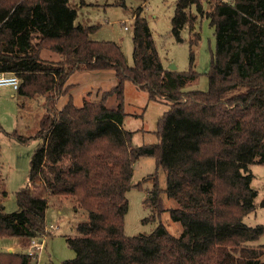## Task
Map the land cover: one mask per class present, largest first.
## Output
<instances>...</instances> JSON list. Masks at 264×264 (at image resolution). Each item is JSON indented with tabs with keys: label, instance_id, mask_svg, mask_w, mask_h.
Here are the masks:
<instances>
[{
	"label": "trees",
	"instance_id": "16d2710c",
	"mask_svg": "<svg viewBox=\"0 0 264 264\" xmlns=\"http://www.w3.org/2000/svg\"><path fill=\"white\" fill-rule=\"evenodd\" d=\"M69 2L0 0V73L16 75L18 98L42 99L45 110L27 184L16 192L18 209L7 213L0 200V238L53 236L46 224L49 199L32 192L40 182L49 197H73L76 211L88 216L77 236L66 237L75 257L61 264H264V246L254 244L264 226L244 224L257 207L251 166L264 165V0H178L171 35L182 43V31H190L186 72L163 66L142 9L133 17L129 66L120 44L92 38L99 25L76 24ZM193 8L214 29L215 51L208 90L185 92L199 78L194 49L201 36ZM109 71L115 75L110 89L82 107L73 103L76 73ZM126 81L151 101L169 103L159 120V143L133 146V132L124 128ZM62 96L69 101L59 109ZM113 96L115 109L107 106ZM7 135L20 144L31 141L16 130ZM143 157L155 158L167 174L165 193L178 203L171 217L183 227L180 237L162 223L150 235H125L127 193ZM152 178L144 204L153 214L145 221L166 211L156 174ZM0 192L7 196L1 173ZM37 255L0 253V264H38Z\"/></svg>",
	"mask_w": 264,
	"mask_h": 264
},
{
	"label": "rangeland",
	"instance_id": "374dc122",
	"mask_svg": "<svg viewBox=\"0 0 264 264\" xmlns=\"http://www.w3.org/2000/svg\"><path fill=\"white\" fill-rule=\"evenodd\" d=\"M178 0H70L71 7L77 10L76 24L99 25L100 28L92 36L98 41H113L122 46L123 52L129 66L133 65V17L138 9H142V16L147 19L157 51L162 60L163 66L170 69L175 66L179 72H186L190 67V31L185 28L182 31L184 42L178 43L171 35V19L174 16L176 2ZM231 1V0H225ZM83 4V5H82ZM82 5V6H81ZM209 4L204 3L205 12L209 10ZM192 15L197 16L196 10L192 9ZM196 32L200 33L201 41L194 49L195 67L199 78L185 87V92L207 91L209 88L208 72L211 65L212 53L215 51L214 29L210 26L207 18L197 16ZM47 51L44 55L47 56ZM111 76V80L110 77ZM97 81L102 87L106 84H115V75L112 71L107 73H76L71 82L77 83L75 92H85V99L95 101L101 92H94L87 97L91 85ZM109 86V85H108ZM17 93H15L16 95ZM18 97V95H16ZM69 96H62L58 102V108L62 109L68 102ZM83 101H74L82 107ZM18 100V98H17ZM44 100H24V106L19 109L15 124H7L4 131L9 133L16 130L19 135L30 137L29 144H20L9 138L7 133L0 131V173L3 180V189L7 196L2 198L5 211L12 213L18 209L16 192L22 189L28 181L30 160L40 143L36 139L39 130V121L45 110ZM118 101L115 96L110 97L107 106L115 109ZM124 128L133 132L132 144L135 147L152 145L160 142L156 132L159 128V120L169 109L167 101H151L148 94L138 90L135 85L126 81L124 84ZM16 106V105H15ZM1 116V115H0ZM2 116L0 121L6 123ZM8 128V129H6ZM253 174L252 186L257 191L256 211L244 219V224L249 227L258 225L264 226V165L251 166ZM156 174L158 184L162 190L161 196L164 200L165 212L160 219L145 221L152 217V210L145 206L144 200L153 188L152 176ZM141 184L140 188L136 187ZM132 188L127 193L129 202L128 212L125 216L124 232L127 236L139 234L150 235L162 223L168 232L180 237L183 232L181 224L175 222L171 217V210L178 207V203L167 196V174L157 166L153 157H143L136 161L132 177ZM33 194L36 197L48 198L49 207L46 212L47 230L53 236L44 239V248L38 252V264H61L65 260L73 259L75 252L68 246L66 237L77 236V226L87 220L88 216L84 211H76V200L73 197L57 198L49 197L45 186L36 183L33 186ZM1 193V192H0ZM40 240V239H37ZM27 239L23 238H0V253H24L23 244ZM255 245L264 246V234ZM9 247H13L12 251Z\"/></svg>",
	"mask_w": 264,
	"mask_h": 264
},
{
	"label": "crops",
	"instance_id": "0c3cea01",
	"mask_svg": "<svg viewBox=\"0 0 264 264\" xmlns=\"http://www.w3.org/2000/svg\"><path fill=\"white\" fill-rule=\"evenodd\" d=\"M77 16H78V14H77ZM80 24H82L84 26H87L86 24H83V23H80ZM88 73H90V72H88ZM109 77H110V80H111V76H109ZM71 83L75 85V87L71 91V97H72L73 103L76 100L83 101V99H85L84 98L85 97V92H83V93L75 92L74 90L78 86V84L77 83H73V82H71ZM104 83H105V85L102 87L101 85L98 84L97 81H94L93 84L91 85V88H90V90L92 89L90 91L91 92L90 96H92L94 92L98 93L99 91H105V90L110 89L113 86L112 83H109V84L107 83L106 84L105 81H104ZM15 93H17V92L15 90H13L12 88H9V87L0 88V115L2 116V118H4V116H11V118L8 117V118L5 119L6 120L5 125H4L3 121H0V131H3L4 133H7V132L4 131V127L3 126L6 127V125L10 124V123L11 124H15L13 122V120L17 119V113H19V109L16 108V107H19V103H22L24 105V100H20L16 96L17 94L15 95ZM17 98H18V100H17ZM68 101H69V99H68ZM74 104L76 106H78L76 103H74ZM6 129H8V128H6ZM38 241H44V239H42V240L40 239ZM23 247H24V250H26L24 253L31 254L33 252L32 249H31V240L27 239L25 244H23ZM9 248L12 251L14 250L13 247H9ZM37 256L39 257V255H37Z\"/></svg>",
	"mask_w": 264,
	"mask_h": 264
},
{
	"label": "built area",
	"instance_id": "2783aa9c",
	"mask_svg": "<svg viewBox=\"0 0 264 264\" xmlns=\"http://www.w3.org/2000/svg\"><path fill=\"white\" fill-rule=\"evenodd\" d=\"M19 86H20V80L16 75L12 73H0V88L9 87L17 92ZM43 248H44L43 241H38L37 239L31 241V249L33 251L32 253L37 254L38 252H41Z\"/></svg>",
	"mask_w": 264,
	"mask_h": 264
},
{
	"label": "water",
	"instance_id": "95a60500",
	"mask_svg": "<svg viewBox=\"0 0 264 264\" xmlns=\"http://www.w3.org/2000/svg\"><path fill=\"white\" fill-rule=\"evenodd\" d=\"M171 70H176V67L175 66H171L170 67ZM264 205V204H263Z\"/></svg>",
	"mask_w": 264,
	"mask_h": 264
}]
</instances>
